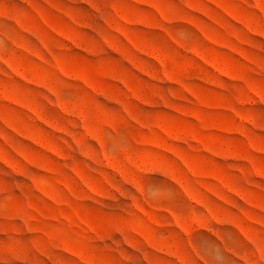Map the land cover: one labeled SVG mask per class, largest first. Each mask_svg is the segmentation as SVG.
<instances>
[{
	"label": "rangeland",
	"instance_id": "obj_1",
	"mask_svg": "<svg viewBox=\"0 0 264 264\" xmlns=\"http://www.w3.org/2000/svg\"><path fill=\"white\" fill-rule=\"evenodd\" d=\"M0 264H264V0H0Z\"/></svg>",
	"mask_w": 264,
	"mask_h": 264
}]
</instances>
